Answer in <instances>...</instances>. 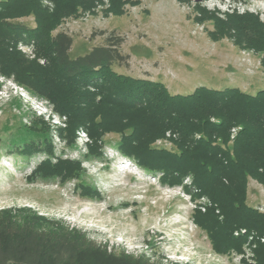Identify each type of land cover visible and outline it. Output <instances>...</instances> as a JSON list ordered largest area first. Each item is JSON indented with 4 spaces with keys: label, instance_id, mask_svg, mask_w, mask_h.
Returning a JSON list of instances; mask_svg holds the SVG:
<instances>
[{
    "label": "trees",
    "instance_id": "obj_1",
    "mask_svg": "<svg viewBox=\"0 0 264 264\" xmlns=\"http://www.w3.org/2000/svg\"><path fill=\"white\" fill-rule=\"evenodd\" d=\"M43 1L0 0V74L54 105L56 113L66 118L59 136L70 147L80 130L86 132L92 140L89 158H103L104 137L114 134L120 136L116 149L146 172L161 175L163 185L181 186L191 176L198 189L192 198L205 196L213 204L207 212L193 214L212 250L221 256L244 255L248 236L237 237V231L245 229L248 235L264 237V213L248 204L249 181L264 186V89L249 94L239 88L200 86L191 94L174 95L161 82L119 74L113 67L129 66L130 57L122 50L125 39L115 31L93 33L104 38V45L72 59V36L56 31L66 19L95 14L102 0H49L54 4L51 11ZM138 4L109 0L105 15L123 16L127 6ZM197 11L198 23L212 21V41L230 39L237 48L257 53L264 70V23L259 16L236 12L221 19L199 5ZM28 18L34 20V28L22 22ZM20 42L34 45L35 60L18 51ZM17 131L18 137L10 142L11 153L52 157L51 128L41 118L35 117L30 126ZM167 133L171 148L155 149L153 144ZM82 172L81 162L53 163L48 158L28 181L66 182L81 177ZM79 189L84 197H100L96 188L84 182ZM185 190L191 192L188 187ZM54 247L64 244L46 242L44 233L0 224V264H80L74 255L65 259L67 255ZM253 253L256 264H264V243L258 241ZM106 261L113 264L114 260ZM242 261L249 264L245 257ZM101 262L105 261L96 264ZM119 264L146 263L124 258Z\"/></svg>",
    "mask_w": 264,
    "mask_h": 264
},
{
    "label": "rangeland",
    "instance_id": "obj_2",
    "mask_svg": "<svg viewBox=\"0 0 264 264\" xmlns=\"http://www.w3.org/2000/svg\"><path fill=\"white\" fill-rule=\"evenodd\" d=\"M47 1L50 2L44 0L43 5L53 10L54 4H47ZM132 1H139V4L127 6L123 16H106L109 0H102L95 14L66 19L56 33L66 32L72 36L70 58L85 56L94 47L104 45V38L101 35L93 37V33L115 31L125 39L122 50L130 57L129 66L113 67L119 74L161 82L174 95L191 94L200 86L239 88L249 94L264 89L261 56L237 48L230 39L212 41L209 36L214 29L212 21H196L200 16L197 5L221 18L218 12H223L222 0ZM235 1L244 4L247 13L259 16L264 23V0ZM22 22L35 27L31 18ZM20 45L30 48L22 52ZM17 48L28 60L36 59L32 43L20 42ZM38 62L45 64L43 59ZM16 86L19 85L14 78L0 74L1 225L11 223L25 232L84 238L88 245H93L87 246L89 249L82 254L80 264H96L100 260L105 261L100 264H107L106 258H112L113 264H119L124 258L143 260L146 264H246L241 262L242 255L216 254L207 234L194 223L193 214L197 210L194 206L200 199H207V211L213 204L205 196L192 198L198 189L191 176L185 178L183 185L169 187L161 183L159 175H152L141 167L137 175L121 174L116 163L117 154L121 156L116 149L120 136L114 134L104 137L103 158H89L91 139L84 147L77 133L76 143L70 147L59 136V129L65 128L63 120L60 126L53 124L59 116L54 105L23 87L26 96L46 101L44 104L49 109H45L54 117L46 120L25 103L26 97H22ZM35 117L51 128L52 157L43 153L28 157L10 152V142L19 135L17 128L30 126ZM170 138L171 134L167 133L163 140ZM157 142L153 144L155 149L171 148L170 144L157 146ZM48 158L53 163L59 160L81 162V177L66 182L39 179L30 183L28 178ZM82 182L96 188L100 197L90 199L81 195ZM248 204L264 213V186L252 179L248 185ZM262 239L264 237L254 236V240H250L248 236L244 253L248 246L254 255Z\"/></svg>",
    "mask_w": 264,
    "mask_h": 264
},
{
    "label": "built area",
    "instance_id": "obj_3",
    "mask_svg": "<svg viewBox=\"0 0 264 264\" xmlns=\"http://www.w3.org/2000/svg\"><path fill=\"white\" fill-rule=\"evenodd\" d=\"M222 1L223 2H221V3H224L223 12L222 11H219L218 12V14L220 13V16H222V17L223 16L226 17V14H234L235 12H237L238 14H241V15H243V14H245V13L248 12L247 9L244 7V4H242L240 2H236L235 0H222ZM49 3L50 2L47 1V4H49ZM220 6L222 8V5H220ZM215 8H213L214 11L217 10ZM27 47L28 46L20 45L19 49L22 52H24L23 51L24 48H27ZM28 48H30V47H28ZM16 88L19 89L22 92V94H23L22 97H26L25 98V103H27L29 106H31L34 109V111L39 114V116H45L46 120H51L52 118H54L52 116V114L51 113H48L46 111V109H45L47 106H45L46 104H44V102L46 103V101L40 100V99H38L36 97L35 98H31V97L26 96V94L24 93V88L23 87L16 86ZM54 116H57V115H54ZM56 119H57V121H53V124L55 126H57V125L60 126V124H61L60 121L63 120L62 121L64 123L63 125H64V127H66V124H65L66 119L65 118L62 119L59 116H57ZM235 132H236V130H234V133ZM78 133H79V141H81L82 146L85 147L86 144L89 143L91 140L88 137V135L86 134V132H84L83 130H80ZM163 144H170V141L167 140V139L166 140H163V139L162 140H158V142H157L156 145L158 146V145H163ZM117 156H118V159L116 160V163L118 164V171L121 174H132V175L139 174L138 168L132 162L133 160L128 159L127 157L123 156L122 154H121V156H119L117 154ZM158 177L160 178V175ZM207 205H208L207 199L202 198V199H200V201L197 204V206H194V209L200 210L202 212H206L207 211ZM241 235H248V233H247L246 230L237 231L235 233V236H237V237H239ZM248 236L250 237V240H254V236H256V235L253 234V235H248ZM261 242L264 243V239H262ZM253 248H256V246L254 245ZM251 252H252V249L251 248H248V246H247L246 249H245V253H244V255H242V257L248 258V262L249 263L256 264L255 261H253L251 259V258H253V255L251 254ZM241 262H242V259H241Z\"/></svg>",
    "mask_w": 264,
    "mask_h": 264
},
{
    "label": "flooded vegetation",
    "instance_id": "obj_4",
    "mask_svg": "<svg viewBox=\"0 0 264 264\" xmlns=\"http://www.w3.org/2000/svg\"><path fill=\"white\" fill-rule=\"evenodd\" d=\"M35 183V182H34ZM42 234V233H41ZM46 242L50 243H62L64 247H54V250H58L61 253L67 255V258L70 260L72 257L71 255L75 256V259H81L83 253H85L89 248L87 247L88 243L87 240L84 238H77V237H67V236H58V235H49L45 234Z\"/></svg>",
    "mask_w": 264,
    "mask_h": 264
}]
</instances>
